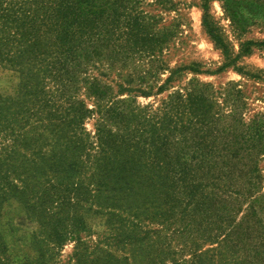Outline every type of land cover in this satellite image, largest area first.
Returning a JSON list of instances; mask_svg holds the SVG:
<instances>
[{
  "label": "trees",
  "instance_id": "1",
  "mask_svg": "<svg viewBox=\"0 0 264 264\" xmlns=\"http://www.w3.org/2000/svg\"><path fill=\"white\" fill-rule=\"evenodd\" d=\"M122 2L117 17L126 15L128 33L145 42L139 15ZM107 4L0 0V67L20 74L14 93L0 98V247L6 245L5 207L15 201L17 211L39 225L32 238L37 255L25 264H59L57 248L72 238L78 243L73 264H264V224L255 215L236 222L231 198L245 195L251 206L264 205L263 195L253 194L258 163L243 160L264 153V123L238 118L241 130L231 133L216 99L194 90L170 95L156 110L117 100L132 87L119 85L114 94L91 84L93 109L78 97L75 72L93 56L86 45L100 37L92 31L103 28L101 40H112ZM203 9L208 34L229 60L221 69L251 53L252 45L264 47L248 40L233 58L209 20V0ZM94 113L92 136L85 121ZM108 120L115 131L105 126ZM225 139L231 144L217 145ZM94 221L101 231L92 228ZM89 229L99 236L91 246L80 237ZM192 230L217 246L193 251L190 260L184 254Z\"/></svg>",
  "mask_w": 264,
  "mask_h": 264
},
{
  "label": "rangeland",
  "instance_id": "2",
  "mask_svg": "<svg viewBox=\"0 0 264 264\" xmlns=\"http://www.w3.org/2000/svg\"><path fill=\"white\" fill-rule=\"evenodd\" d=\"M107 1L108 10L114 16L111 19L115 20L106 22L107 37L112 40H101L103 35L98 32L103 28L92 31L100 36L86 45L94 52L93 56L81 61L75 72L79 79L76 93L88 107L95 108L97 99L88 91L95 82L104 87L107 85L114 94L120 87H132L136 90L119 94L117 100L131 101L152 110L161 107L170 95L194 90L216 99L222 126L231 133L241 130L237 125L238 118L245 123L256 118L264 123V47L252 45L251 53L240 55L233 64L221 69L229 60L204 26V0H123L131 14L139 15V36L149 35L142 43L136 42L134 33H128L125 26L128 17H117L122 10L118 0ZM209 15L233 58L241 54L246 41H264V0H209ZM191 66L200 71L189 69ZM238 67L249 74L239 71ZM19 81L17 71L0 67V98L14 93ZM160 86H163L162 90H159ZM97 119L98 114L94 113L85 121V128L92 136L97 131ZM104 124L108 129L116 130L113 120ZM230 140L218 141L217 145H229ZM243 160L258 163L261 177L256 179L253 194L263 195L264 200V153L243 156ZM231 198L235 199L236 222L255 215L264 224V205L251 206L245 195L233 194ZM18 207L19 203L15 201H9L5 207L1 230L6 245L0 247V264H25L31 255H37L32 248V238L39 225L23 211H17ZM91 224L98 232L103 228L98 221ZM200 233L192 230L188 234V239L194 240L187 245L184 256L190 260L193 251H206L217 246ZM80 237L87 246L99 238L98 233L90 229L80 232ZM77 244L76 238L66 240L61 248H57L59 253L55 260L59 264L75 263ZM181 247L182 244L177 249ZM193 264L197 263L193 261Z\"/></svg>",
  "mask_w": 264,
  "mask_h": 264
}]
</instances>
